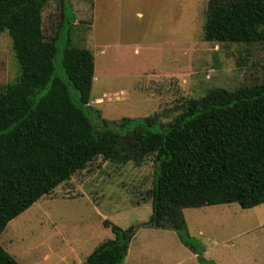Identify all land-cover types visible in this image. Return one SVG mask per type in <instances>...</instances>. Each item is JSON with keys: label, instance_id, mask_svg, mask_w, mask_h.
<instances>
[{"label": "trees", "instance_id": "1", "mask_svg": "<svg viewBox=\"0 0 264 264\" xmlns=\"http://www.w3.org/2000/svg\"><path fill=\"white\" fill-rule=\"evenodd\" d=\"M48 1L0 0V33L10 36L20 67L16 80L0 89V234L98 156L139 164L153 155L151 215L144 225L177 230L201 264H212L183 234L182 209L264 203V82L208 88L185 99L160 127L161 113L117 122L92 116L93 51L59 47L73 20L64 0L58 32L45 38ZM204 39L264 43V0H208ZM103 225L114 237L96 246L85 264H123L137 227L123 229L106 219ZM0 264L20 263L0 245Z\"/></svg>", "mask_w": 264, "mask_h": 264}, {"label": "rangeland", "instance_id": "2", "mask_svg": "<svg viewBox=\"0 0 264 264\" xmlns=\"http://www.w3.org/2000/svg\"><path fill=\"white\" fill-rule=\"evenodd\" d=\"M60 1L49 0L42 10L47 40L58 32ZM64 1L73 20L59 47L70 44L94 54L92 116L117 122L161 113L160 127L185 99L208 88L264 82V43L204 39L208 0ZM60 57L61 52L57 72ZM19 74L4 31L0 89ZM153 157L118 164L98 156L9 221L0 245L13 250L20 264H85L96 246L114 237L103 225L106 219L123 229L137 227L124 264H201L177 230L144 225L151 215ZM182 213L183 234L212 264H264V203L247 209L237 203L189 207Z\"/></svg>", "mask_w": 264, "mask_h": 264}, {"label": "crops", "instance_id": "3", "mask_svg": "<svg viewBox=\"0 0 264 264\" xmlns=\"http://www.w3.org/2000/svg\"><path fill=\"white\" fill-rule=\"evenodd\" d=\"M11 252V254H13L14 255V251L13 250H10ZM127 252H128V250H127ZM126 256H127V254H126ZM194 256H195V254H194ZM126 258V257H125ZM124 264V263H123Z\"/></svg>", "mask_w": 264, "mask_h": 264}]
</instances>
